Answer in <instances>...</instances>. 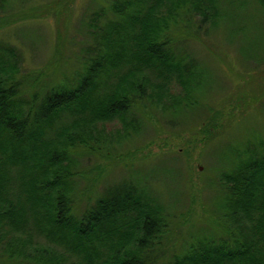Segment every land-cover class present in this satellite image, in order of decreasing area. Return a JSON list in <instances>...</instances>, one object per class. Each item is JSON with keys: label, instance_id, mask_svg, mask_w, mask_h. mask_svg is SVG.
<instances>
[{"label": "trees", "instance_id": "16d2710c", "mask_svg": "<svg viewBox=\"0 0 264 264\" xmlns=\"http://www.w3.org/2000/svg\"><path fill=\"white\" fill-rule=\"evenodd\" d=\"M10 2L0 0V17ZM222 7L218 0H110L109 17L105 6L88 16L75 75L27 96L23 84L37 75L23 72L15 45L0 42V258L13 264H264V153L252 148L222 173L209 227L183 242L178 236L176 245L170 213L143 182L108 189L81 212L74 205L72 183L83 172L75 158L112 144L93 134L97 123L122 119L130 136L141 126L138 109L197 104L202 77L194 68L200 64L166 33L183 10L197 32L221 19ZM172 74L184 85L175 95L159 82Z\"/></svg>", "mask_w": 264, "mask_h": 264}, {"label": "rangeland", "instance_id": "374dc122", "mask_svg": "<svg viewBox=\"0 0 264 264\" xmlns=\"http://www.w3.org/2000/svg\"><path fill=\"white\" fill-rule=\"evenodd\" d=\"M218 1L223 17L215 24L205 22L195 32L190 12L183 10L166 33L181 54L200 64L194 68L202 77L197 104L138 109L141 126L130 136L122 131V119L97 123L93 134L112 144L105 143L101 154L84 151L75 158L83 171L72 183L76 212L108 189L143 182L170 213L176 245L178 236L202 235L209 227L222 173L250 148L264 153V4ZM7 6L0 17V42L15 45L23 72L37 75L23 84L25 96L73 77L81 67L80 46L88 41V16L100 6L106 16L112 13L110 0H11ZM159 82L168 84L171 95L184 91L173 74ZM0 263L13 264L4 258Z\"/></svg>", "mask_w": 264, "mask_h": 264}]
</instances>
